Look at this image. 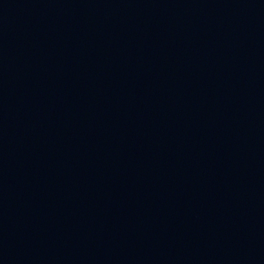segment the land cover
Listing matches in <instances>:
<instances>
[{
	"label": "water",
	"instance_id": "water-1",
	"mask_svg": "<svg viewBox=\"0 0 264 264\" xmlns=\"http://www.w3.org/2000/svg\"><path fill=\"white\" fill-rule=\"evenodd\" d=\"M0 264H264V0H0Z\"/></svg>",
	"mask_w": 264,
	"mask_h": 264
}]
</instances>
